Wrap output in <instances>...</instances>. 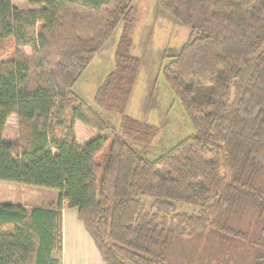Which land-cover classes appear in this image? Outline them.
<instances>
[{"label": "trees", "instance_id": "trees-1", "mask_svg": "<svg viewBox=\"0 0 264 264\" xmlns=\"http://www.w3.org/2000/svg\"><path fill=\"white\" fill-rule=\"evenodd\" d=\"M133 1L0 0V181L58 193L0 204V264H63L65 205L104 264H264V0H160L190 28L163 74L195 133L153 161L138 146L157 128L126 114ZM121 23L95 95L116 131L73 86ZM78 122L95 131L84 143Z\"/></svg>", "mask_w": 264, "mask_h": 264}, {"label": "rangeland", "instance_id": "rangeland-1", "mask_svg": "<svg viewBox=\"0 0 264 264\" xmlns=\"http://www.w3.org/2000/svg\"><path fill=\"white\" fill-rule=\"evenodd\" d=\"M15 4L18 8L27 7L24 1ZM133 7L132 53L141 59L142 65L126 114L157 128L151 143L138 146L141 153L148 160L153 161L195 133L179 97L171 89L163 74L164 67L173 60L172 57L180 53L190 28L166 11L161 6L160 0H134ZM122 29L121 23L73 86V92L96 110L109 123L111 129L116 131L120 128L121 115L104 111L95 102V95L107 74L115 67V52ZM8 57L9 55H5L4 59ZM16 132L17 118L13 116L8 123L5 137L7 140H13ZM76 134L83 142L95 135L91 129L82 124L77 125ZM53 192L0 181V204L12 203L27 209L46 207L57 203V195ZM179 210L192 213L194 208L181 205ZM199 242L198 251L204 246L201 241ZM218 253V247H214L212 257Z\"/></svg>", "mask_w": 264, "mask_h": 264}, {"label": "crops", "instance_id": "crops-1", "mask_svg": "<svg viewBox=\"0 0 264 264\" xmlns=\"http://www.w3.org/2000/svg\"><path fill=\"white\" fill-rule=\"evenodd\" d=\"M78 124L81 123H76V127ZM92 132L95 133L93 130ZM78 139L84 143L79 137ZM53 193H56L58 201V193L55 191ZM62 217L63 264H104L93 240L79 221L77 209L68 208L65 205L62 210Z\"/></svg>", "mask_w": 264, "mask_h": 264}]
</instances>
